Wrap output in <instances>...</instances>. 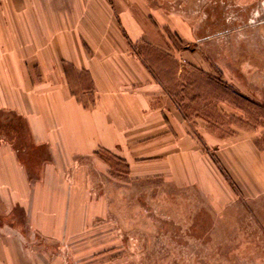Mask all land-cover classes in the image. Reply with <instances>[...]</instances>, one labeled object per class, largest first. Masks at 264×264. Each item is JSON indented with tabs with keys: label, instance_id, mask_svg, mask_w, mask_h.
<instances>
[{
	"label": "crops",
	"instance_id": "obj_1",
	"mask_svg": "<svg viewBox=\"0 0 264 264\" xmlns=\"http://www.w3.org/2000/svg\"><path fill=\"white\" fill-rule=\"evenodd\" d=\"M85 2L0 0V264H75L88 250L89 200L75 173L103 152L133 178L193 186L216 211L241 199L264 221L261 137L220 136L201 116L191 125L170 76L156 78L122 50V29L137 41L139 22Z\"/></svg>",
	"mask_w": 264,
	"mask_h": 264
},
{
	"label": "rangeland",
	"instance_id": "obj_2",
	"mask_svg": "<svg viewBox=\"0 0 264 264\" xmlns=\"http://www.w3.org/2000/svg\"><path fill=\"white\" fill-rule=\"evenodd\" d=\"M87 1L104 3L117 20L121 10L139 22L137 41L122 29L128 43L122 50L156 78L170 76L173 100L191 125L201 116L220 136L253 133L264 144V17L256 22L264 0ZM195 57H202L201 66ZM99 159L75 173L89 200L82 206L88 250L76 254L75 264H264L256 205L240 199L216 211L198 188L160 176L133 178L112 154Z\"/></svg>",
	"mask_w": 264,
	"mask_h": 264
},
{
	"label": "built area",
	"instance_id": "obj_3",
	"mask_svg": "<svg viewBox=\"0 0 264 264\" xmlns=\"http://www.w3.org/2000/svg\"><path fill=\"white\" fill-rule=\"evenodd\" d=\"M264 13V12H263Z\"/></svg>",
	"mask_w": 264,
	"mask_h": 264
}]
</instances>
